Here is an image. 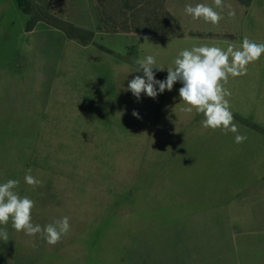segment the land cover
Listing matches in <instances>:
<instances>
[{"label":"rangeland","instance_id":"obj_1","mask_svg":"<svg viewBox=\"0 0 264 264\" xmlns=\"http://www.w3.org/2000/svg\"><path fill=\"white\" fill-rule=\"evenodd\" d=\"M242 1L223 0L221 10L213 0H168L176 22L160 14L169 31L156 36L101 31L96 0H25L29 13L0 0V184L20 181L34 225L70 223L54 246L11 220L0 225L9 238L0 264H264V54L225 85L247 137L240 144L182 111L180 82L155 98L126 90L147 55L165 68L153 69L162 81L181 50L239 47L245 36L264 43V0ZM198 3L221 13L218 25L185 13ZM104 5L120 28L122 0ZM58 22L95 36L83 44ZM28 169L40 185L25 182Z\"/></svg>","mask_w":264,"mask_h":264},{"label":"clouds","instance_id":"obj_2","mask_svg":"<svg viewBox=\"0 0 264 264\" xmlns=\"http://www.w3.org/2000/svg\"><path fill=\"white\" fill-rule=\"evenodd\" d=\"M215 8L223 10V0H213ZM229 8L228 15L234 16L235 12ZM187 15L193 19H203L207 23L218 25L223 19L220 12L212 6L204 3L196 5H185ZM145 41L148 38L145 37ZM264 54V43H256L247 36L243 38L242 44L237 47L229 44L226 49L216 45L193 46L191 49L181 50L175 60L174 67H167V78L165 80L155 79L153 69L164 70L157 67L156 58L147 55L136 60L137 70L143 72V77L137 75L127 85V91L139 99L142 93L148 97L155 98L165 90L171 91L176 82H180L179 96L185 107L182 111L186 113L202 114L201 121L205 129H220L227 134H236L234 142L243 143L247 137L238 134V127L233 122L234 117L230 110L229 97L231 92L225 85L229 77H239L247 74V65L260 59ZM158 85V90L157 86ZM134 116L138 113L133 112ZM31 169L27 170L24 177L28 185L36 187L40 181L31 175ZM20 184L19 180L10 179L0 184V225H7L11 220L12 227L17 231H23L28 236L40 234L49 245H56L63 235L70 230L69 217L64 216L51 223L44 225L32 223V209L35 202L27 196L21 197L15 189ZM0 239L7 242L8 233L0 228Z\"/></svg>","mask_w":264,"mask_h":264},{"label":"trees","instance_id":"obj_3","mask_svg":"<svg viewBox=\"0 0 264 264\" xmlns=\"http://www.w3.org/2000/svg\"><path fill=\"white\" fill-rule=\"evenodd\" d=\"M21 3H23V8L25 9V12L29 13V10L26 9V3L25 0H19ZM98 7L101 11V15H102V27H101V31L103 32H109V33H113V32H129V31H140L143 32L145 34H149V35H156V36H160V35H167L168 31H162L165 28H161L159 29V27H161L163 24L161 19L159 18L162 14L164 17V19H166L169 23V20L171 22H176V18L172 15L171 12H169L168 10L165 9L166 7V3L168 0H150L149 4H137V2L133 1V6H131V0H122V7L119 8L118 10V15H122L123 18L125 17V21L123 23H119L118 25H120L121 27L116 28V26L114 25V19L108 15V13L105 10V5H104V1L105 0H96ZM239 2H241L242 4H245L244 1L242 0H237ZM246 5V4H245ZM152 7V9H150V13L149 16L145 13V10H147L148 7ZM160 9V10H159ZM126 11H131V17L132 19L135 21V25H137L135 28H130L128 27V19H127V12ZM141 14H143V20H144V24L145 27L141 28V22H139L140 20L138 18L141 19ZM128 21V22H127ZM110 23H113L112 25H110ZM59 25L57 28L64 31L71 39H75L78 40L79 42L86 44L90 41L93 40L95 33L92 31H87L85 29L79 28V27H75L72 24H68V23H64V22H58ZM113 26V27H112ZM112 27V28H111ZM177 28H179V26L177 25Z\"/></svg>","mask_w":264,"mask_h":264}]
</instances>
